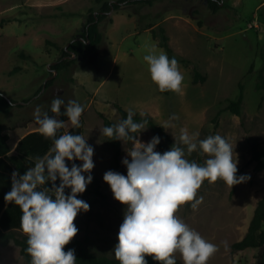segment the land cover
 I'll list each match as a JSON object with an SVG mask.
<instances>
[{"label": "rangeland", "instance_id": "rangeland-1", "mask_svg": "<svg viewBox=\"0 0 264 264\" xmlns=\"http://www.w3.org/2000/svg\"><path fill=\"white\" fill-rule=\"evenodd\" d=\"M216 1L220 5L217 12L210 9L208 0L123 5L100 24L103 43L85 57H75L70 68L58 73L52 65L71 41L82 38L88 17L99 12L101 4L96 0H0V92L15 102L11 109L0 107V124L10 136V155L16 154L13 144L17 136L39 131L33 116L37 106L54 116L51 102L59 95L65 104L75 100L84 108L82 136L94 149L95 166L88 189L77 197L90 210L81 211L75 219L79 231L73 240L82 241L97 256L115 259L113 250L126 210L103 180L106 171L116 170L114 149L100 131L104 128L102 116L115 124L122 120L115 107L118 103L135 115L152 117L161 126L168 123L166 132L184 148L190 162L203 165L208 157L199 149L187 153L179 142L182 128L189 135L198 132L197 140L219 134L232 145L233 159H238L237 176L250 175L251 179L232 188L222 180H205L197 194L203 202L196 209L190 203L181 206L177 215L218 246L207 264H258L260 249L235 252L232 246L246 235L257 203L264 197V170H257L252 159L253 144L264 147V91L256 88L264 67V0ZM256 20L258 26L249 28ZM160 28L168 36L184 76L181 94L160 92L143 60L153 46L166 53L151 32L159 33ZM181 60L192 65L187 67ZM194 68L205 77L204 82H194ZM49 80L53 82L46 87ZM241 86L244 99L237 115L227 106L237 100ZM65 125L66 133L72 125L68 120ZM145 127L138 136L143 143L157 136L151 127ZM132 147L122 143L121 163L124 158L130 160L127 151ZM170 148L159 143L155 151ZM122 167L127 173L126 166ZM97 182L103 195L94 191ZM175 258L183 264L179 254ZM0 264L28 263L12 240L0 246Z\"/></svg>", "mask_w": 264, "mask_h": 264}, {"label": "clouds", "instance_id": "clouds-1", "mask_svg": "<svg viewBox=\"0 0 264 264\" xmlns=\"http://www.w3.org/2000/svg\"><path fill=\"white\" fill-rule=\"evenodd\" d=\"M143 60L160 92L182 93L184 76L175 58L169 59L153 46ZM50 110L54 116L37 106L33 116L39 132L52 139L53 146L48 154L36 157L34 167L23 175L18 171L11 174V190L4 200L14 203L22 212L20 227L27 237L26 251L31 264H76L75 251L64 249L78 234L74 223L78 214L90 210V205L77 197L92 182L94 149L80 134L66 132L57 137L58 130L66 126L65 121L56 118L61 114L73 128L81 127L84 108L78 102L69 100L65 104L58 95L52 100ZM134 115L128 109L125 119L100 130L109 140L133 145L127 151L130 160H122L127 174L109 170L103 175L114 199L126 208L113 250L115 259L120 264H147L146 256H151L160 264H176L175 257L179 254L183 264H207L219 250L218 246L191 229L177 212L186 204L196 209L203 202V197L197 199V194L205 180L209 183L222 180L232 188L251 177L237 176V156L233 159V147L221 135L197 140L198 132L189 135L187 129L180 130L179 142L186 146L188 154L199 149L208 157L199 165L185 158L184 148L176 141L163 153L155 151L160 143L158 136L147 143L141 142L137 134L146 129L147 121L135 122ZM169 126L165 123L162 127ZM75 160L82 161V165L72 163L69 168L67 162ZM49 184L51 187H41ZM66 189L70 193L66 194ZM223 243L227 248V242Z\"/></svg>", "mask_w": 264, "mask_h": 264}, {"label": "trees", "instance_id": "trees-1", "mask_svg": "<svg viewBox=\"0 0 264 264\" xmlns=\"http://www.w3.org/2000/svg\"><path fill=\"white\" fill-rule=\"evenodd\" d=\"M156 0H119L116 2L110 0H96L98 4H101L100 11L92 13L88 17L87 23L84 28L82 40L75 39L71 41L66 48L63 49V55L58 62L52 65L54 72H62L70 68L74 63L75 55L78 57H85L89 52L95 49L98 45L103 43L104 35L101 32L100 24L108 18L110 12L117 11L122 8L123 5L131 6L138 4L153 5ZM209 7L213 12H217L220 8L219 3L216 0H208ZM153 39L162 47L169 59L175 58L173 55L174 51L169 45V38L165 34L164 29L160 28L158 33L156 30H152ZM68 59V60H67ZM176 59V58H175ZM177 60V59H176ZM187 67L192 65L189 60H181ZM12 73V72H11ZM258 82L256 85L257 90L264 91V67L259 72ZM205 77L194 68V82H204ZM53 80H49L45 86L48 87ZM244 88L241 86L240 94L237 100L230 101L227 110H230L234 114L240 115L241 106L243 103ZM15 102L8 99L5 95L0 92V107L3 109H11L14 107ZM115 107L118 109L121 118L127 117V110L121 107L118 103H115ZM52 116V115H49ZM60 120L67 121V117L64 115L57 116ZM104 127L115 125L110 119L102 116ZM135 122L147 121L149 127H151L156 135L160 138V145L164 148L165 146H172L175 142L166 132V130L156 123L150 116H138L133 117ZM81 127L71 128L70 133L80 134L83 133V122L80 119ZM3 127L0 124V246L5 247L13 240L20 248L21 255L24 257L28 264H31V256L27 253V237L22 232L20 227V217L22 215L21 210L14 203H6L4 196L11 190V174L14 171H18L23 175L28 168L34 167L35 158L43 157L48 154L50 148L53 146L52 139L45 138L39 131H34L24 136L16 147V154L10 155L11 148L8 144L9 135L3 132ZM63 128L58 130L57 137L64 134ZM141 133V132H140ZM139 133V134H140ZM139 134H137L139 136ZM108 143L114 149V163L115 170L121 174L126 175L125 169L122 167V142L119 140H109ZM89 144V142L87 141ZM130 143V142H128ZM252 159L256 162V169L259 171L264 170V147L258 142H255L252 146ZM72 163L81 166V161L75 160L73 162H67L69 168ZM59 184V180L56 181ZM51 187V184L44 185L41 187ZM88 189V188H87ZM86 189V190H87ZM94 191L99 195H103L102 188L97 182ZM66 194L70 193V189L65 190ZM264 197L257 203L254 215L249 224L248 231L244 238L239 242L233 244V251H243L249 248L260 249L258 256V264H264ZM21 235L22 238L19 237ZM73 249L76 256V264H120L116 259H109L106 257H100L90 252L86 245L80 240H72L68 245L65 246V251ZM147 264H160L159 261L154 260L151 256H146ZM176 264L181 262L176 259Z\"/></svg>", "mask_w": 264, "mask_h": 264}, {"label": "crops", "instance_id": "crops-1", "mask_svg": "<svg viewBox=\"0 0 264 264\" xmlns=\"http://www.w3.org/2000/svg\"><path fill=\"white\" fill-rule=\"evenodd\" d=\"M71 130V129H70ZM70 130L68 131V132H70ZM34 132V131H33ZM65 132V131H64ZM29 133H31V132H29ZM29 133H27V134H29ZM27 134H25V135H22V136H17L16 138H15V142H14V146H15V149H16V147H17V145H18V143H19V141L24 137V136H26ZM9 135V134H8ZM10 137V136H9Z\"/></svg>", "mask_w": 264, "mask_h": 264}, {"label": "built area", "instance_id": "built-area-1", "mask_svg": "<svg viewBox=\"0 0 264 264\" xmlns=\"http://www.w3.org/2000/svg\"><path fill=\"white\" fill-rule=\"evenodd\" d=\"M253 26H258V21L256 20V21H254V22H252L251 24H249V28H252Z\"/></svg>", "mask_w": 264, "mask_h": 264}, {"label": "water", "instance_id": "water-1", "mask_svg": "<svg viewBox=\"0 0 264 264\" xmlns=\"http://www.w3.org/2000/svg\"><path fill=\"white\" fill-rule=\"evenodd\" d=\"M78 39L82 40L81 38H78ZM71 58H75V55H73ZM78 58L80 59L81 57H78Z\"/></svg>", "mask_w": 264, "mask_h": 264}]
</instances>
